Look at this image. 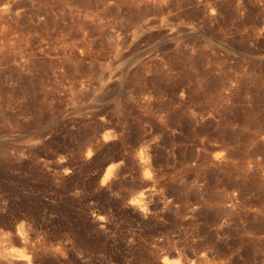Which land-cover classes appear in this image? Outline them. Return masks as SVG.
<instances>
[{"label":"rangeland","instance_id":"obj_1","mask_svg":"<svg viewBox=\"0 0 264 264\" xmlns=\"http://www.w3.org/2000/svg\"><path fill=\"white\" fill-rule=\"evenodd\" d=\"M0 209L33 264H264V0H0Z\"/></svg>","mask_w":264,"mask_h":264},{"label":"clouds","instance_id":"obj_2","mask_svg":"<svg viewBox=\"0 0 264 264\" xmlns=\"http://www.w3.org/2000/svg\"><path fill=\"white\" fill-rule=\"evenodd\" d=\"M4 10H7V5L4 6ZM116 137L111 133H108L104 136L105 141L114 140ZM156 139H159L157 137ZM147 152V148H142L140 151V156L145 165L149 164L150 157L145 155ZM94 155L91 148H89L86 152V157L91 158ZM117 167L116 164L111 165L107 169V173L103 176L101 180V185H106L109 179L112 176L114 169ZM143 179L146 181H153L154 174L150 168L145 167L142 173ZM164 189H157L155 187H151L142 191H139L134 196H132L128 205L138 211L144 218H147L151 215V210L149 205L153 202L152 199L148 198V194L151 193L152 196H164ZM161 203L164 205L162 211L166 210L168 204L171 203V200L168 199L165 201L161 200ZM3 211V209H0ZM99 219L103 220L104 217L101 216ZM32 231V225L26 221L21 220L15 226V236L18 237L23 244H27L29 242L30 233ZM14 233L10 230H5L4 228H0V264H8V261H12L13 264L16 262H23V264H33V258L31 255L27 253L26 248L18 247L13 243ZM163 264H181V259H164Z\"/></svg>","mask_w":264,"mask_h":264},{"label":"bare ground","instance_id":"obj_3","mask_svg":"<svg viewBox=\"0 0 264 264\" xmlns=\"http://www.w3.org/2000/svg\"><path fill=\"white\" fill-rule=\"evenodd\" d=\"M22 53V52H21ZM21 55V54H20ZM24 60V58H22Z\"/></svg>","mask_w":264,"mask_h":264}]
</instances>
